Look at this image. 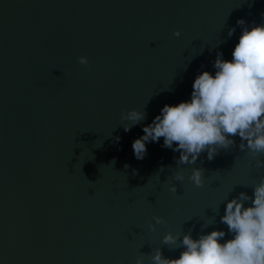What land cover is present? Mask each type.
Wrapping results in <instances>:
<instances>
[{
  "label": "water",
  "instance_id": "water-1",
  "mask_svg": "<svg viewBox=\"0 0 264 264\" xmlns=\"http://www.w3.org/2000/svg\"><path fill=\"white\" fill-rule=\"evenodd\" d=\"M238 19L264 23V0H0V264H136L157 248L179 258L169 232L232 238L220 219L253 197L264 155L236 136L211 161L177 165L163 137L143 159L132 143L165 104L190 101L198 74L215 75L218 52L232 59ZM131 109L146 119L125 131Z\"/></svg>",
  "mask_w": 264,
  "mask_h": 264
},
{
  "label": "clouds",
  "instance_id": "clouds-1",
  "mask_svg": "<svg viewBox=\"0 0 264 264\" xmlns=\"http://www.w3.org/2000/svg\"><path fill=\"white\" fill-rule=\"evenodd\" d=\"M237 24L242 26V33L232 59L225 60L223 53L218 52L213 63L215 75L203 71L196 76L190 101L163 106L152 123L143 127L144 135L133 141L136 159L146 155V142H158L161 137L163 147L180 153L177 165L195 164L204 152L211 161L220 149L235 147L232 137L236 136L241 140V151L247 150L254 157L264 155V23H253L249 28L243 19H238ZM234 32L235 28L229 29L228 36ZM173 35L179 37L181 33L176 30ZM79 63L88 65L89 61L81 56ZM144 119V111L122 110L121 120L131 122L123 125L125 131ZM255 167L264 168V159L257 158ZM204 171L194 167L188 179L202 187ZM174 179L182 182L183 173H176ZM169 191L177 195L176 185L171 184ZM253 197L241 192L228 200L220 222L227 226L231 239L221 242L226 235L222 230L201 234L197 239L190 231L182 236L169 232L163 236L162 243L170 249L177 244L183 248L179 258H167L157 248L150 255L141 254L136 264H143L145 255L152 264H264V177L253 186ZM248 201L250 205L245 207ZM153 219L156 224L164 223L162 217ZM149 227L155 229L153 224Z\"/></svg>",
  "mask_w": 264,
  "mask_h": 264
}]
</instances>
